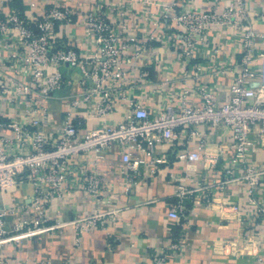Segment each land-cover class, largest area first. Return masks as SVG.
I'll return each instance as SVG.
<instances>
[{"label": "built area", "instance_id": "built-area-1", "mask_svg": "<svg viewBox=\"0 0 264 264\" xmlns=\"http://www.w3.org/2000/svg\"><path fill=\"white\" fill-rule=\"evenodd\" d=\"M6 1L0 0V113L2 106H27L15 118L0 117V264L20 262L17 257L12 262L8 259L3 252L5 245H18L25 238L64 225L49 224L47 205L62 196L67 186L82 189L94 199L103 194L99 163L114 145L121 149L123 166L119 173L129 182L134 180L131 172L137 165L147 162L154 172L167 162V157L157 155V145L180 140L179 147L173 148L174 157L193 162L201 155L190 150L189 144L199 138L201 127H211L217 134L228 131L231 155L220 185L246 179L250 192L257 188L263 172L247 160L253 138L262 141L264 137V31L253 27L248 0H228L222 8L217 3L208 10L200 9L195 1L182 0L177 9L166 5L150 18H132L126 2L93 0L85 9L74 11L71 4L75 0H56L40 12H20ZM77 15L84 26L82 49L59 33V27L75 23ZM167 19L171 23L161 22ZM146 20L161 33H141L135 28L138 21ZM172 25L178 32L165 36L163 29L171 30ZM228 25L239 31L235 46L240 58L232 67L229 62H219L224 50L211 42L213 30ZM174 39L179 68L194 86L182 87L178 99L171 95L151 114L143 105L151 89L146 87L148 81L141 67L151 56L146 53L155 41L171 46ZM202 55L204 64L197 60ZM129 61L130 68L125 66ZM73 71L80 73L81 91L69 102L63 124L51 134L46 130L49 112L42 103L67 88ZM206 74L217 82L222 75H232L227 87L229 98L224 103L215 99L216 85L201 82ZM195 90L200 98L197 106L187 103ZM118 103L125 115L115 123L112 116ZM80 109L86 114H80ZM87 117L98 118L101 123L89 128ZM136 151L146 155L147 161L133 158ZM204 159L216 163L211 157ZM170 178L177 182V202L170 208L169 217L180 220L185 198L208 186L188 188L183 182L187 176L170 174ZM24 182L32 188L29 202L22 199L6 207L3 192ZM258 211L264 217V208ZM11 217L14 223L9 222ZM80 220L87 227L97 222L96 216ZM183 247L182 240L173 242L147 264H167L169 252ZM259 261L264 264V259Z\"/></svg>", "mask_w": 264, "mask_h": 264}, {"label": "crops", "instance_id": "crops-1", "mask_svg": "<svg viewBox=\"0 0 264 264\" xmlns=\"http://www.w3.org/2000/svg\"><path fill=\"white\" fill-rule=\"evenodd\" d=\"M56 0H7V4L20 12L34 10L40 12ZM93 0H75L71 4L74 11L86 8ZM129 4L131 16L146 18L158 15L166 5L173 4L178 8L182 0H109ZM195 1L200 9L208 10L218 3L222 8L228 0H190ZM248 17L256 30L264 31V0H248ZM76 22L59 27L60 35L66 36L79 49L83 48L84 26L80 16ZM138 21L135 28L141 33L147 30L159 35L160 29L149 20ZM167 24L170 20L161 21ZM171 23V22H170ZM176 27V26H175ZM172 25L171 30L163 29L165 36L178 32ZM211 42L215 47L224 50L219 54V62L239 61L236 42L239 31L228 25L220 30H213ZM178 40V38H177ZM165 46L162 41H155L149 51L151 56L141 67L146 80V87L151 92L143 98V105L154 114L171 95H178L182 87L194 82L185 78L177 61L178 47ZM211 44V45H212ZM221 50V51H222ZM202 58H197L203 62ZM130 63L126 67L130 68ZM259 68V64H257ZM66 89L54 99L42 103L48 109L49 119L46 126L48 132L60 128L69 102L81 91L80 73L73 71L69 75ZM217 82L211 74L202 76L201 82L207 86H215L218 91L217 103H224L228 98L227 87L232 75H222ZM218 83V84H217ZM189 88V87H187ZM187 103L199 105L200 98L195 90L194 95L187 98ZM20 106H2L0 117L15 118L25 112ZM80 114L86 111L80 109ZM125 112L122 104L116 105L112 120L119 123ZM87 116V115H86ZM80 121H83L80 119ZM98 118L87 117V127L100 124ZM34 128V127H32ZM199 138L189 144L192 151H198L201 159L193 162L178 161L174 157L173 148L179 147V141L157 145V155L167 157V162L160 164L154 172L146 162L136 166L131 172L134 180L126 182L119 173L123 166L121 149L114 145L106 158L99 163L102 172L104 191L94 199L82 189L67 186L60 197L48 203L49 224L64 223L54 231L43 232L33 238H25L18 245H5L4 254L12 262L14 257L20 259L19 264L31 262H49L50 264H147L153 256L161 254L173 242L183 241V250L169 252L167 264H261L264 259V217L258 209L264 208V137L263 140L253 138L248 152V164L263 172L257 188L250 192L246 179L233 182H220L224 179V168L231 155V140L228 131L217 134L211 127H201ZM51 139L55 135L50 136ZM133 158L148 157L136 151ZM211 157L216 163H209L204 157ZM186 177L183 182L188 188L207 185V189L194 191L185 202L184 215L180 220L169 217L170 208L176 204L174 197L177 182L171 179ZM32 188L27 182L10 187L2 194V202L7 206L22 199L29 202ZM96 216L95 226L87 227L80 219ZM14 223V218H9Z\"/></svg>", "mask_w": 264, "mask_h": 264}]
</instances>
